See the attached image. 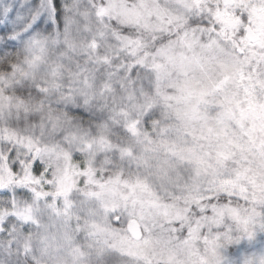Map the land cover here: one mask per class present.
Instances as JSON below:
<instances>
[{
    "label": "snow or ice",
    "instance_id": "obj_1",
    "mask_svg": "<svg viewBox=\"0 0 264 264\" xmlns=\"http://www.w3.org/2000/svg\"><path fill=\"white\" fill-rule=\"evenodd\" d=\"M0 264H264V0H0Z\"/></svg>",
    "mask_w": 264,
    "mask_h": 264
}]
</instances>
